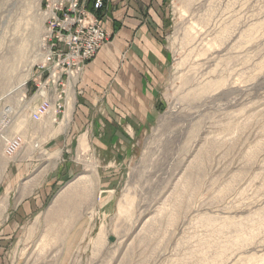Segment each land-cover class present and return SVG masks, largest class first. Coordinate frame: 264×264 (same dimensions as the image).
I'll return each mask as SVG.
<instances>
[{"label":"rangeland","instance_id":"rangeland-1","mask_svg":"<svg viewBox=\"0 0 264 264\" xmlns=\"http://www.w3.org/2000/svg\"><path fill=\"white\" fill-rule=\"evenodd\" d=\"M60 2L0 0V116L27 117ZM163 6L168 64L147 129L115 167L91 152L28 210L0 184V264H264V0Z\"/></svg>","mask_w":264,"mask_h":264},{"label":"crops","instance_id":"crops-1","mask_svg":"<svg viewBox=\"0 0 264 264\" xmlns=\"http://www.w3.org/2000/svg\"><path fill=\"white\" fill-rule=\"evenodd\" d=\"M83 2L92 9L93 0ZM163 2L103 0L97 13L109 38L96 56L64 86L27 92L28 108L34 110L46 100L48 108L38 120L30 112L26 118H16L19 146L10 154L0 149L4 200L22 201L24 210L31 202L38 205L74 170L87 168L91 152L103 161L108 156L107 167L119 164L133 138L153 118L167 69L168 53L160 32ZM73 150L80 153L79 161L71 157ZM48 169L53 171L42 172ZM14 185L18 187L12 192Z\"/></svg>","mask_w":264,"mask_h":264},{"label":"built area","instance_id":"built-area-1","mask_svg":"<svg viewBox=\"0 0 264 264\" xmlns=\"http://www.w3.org/2000/svg\"><path fill=\"white\" fill-rule=\"evenodd\" d=\"M102 6L103 0H93L91 10L83 0H67L64 4L60 2L49 7L50 13L46 18L49 26L43 37L42 61L33 69L30 77L33 94L64 86L96 56L109 38L97 13ZM47 108L46 100L34 110L29 108V112L33 119L38 120ZM8 109L4 108L0 116V140L3 151L10 154L19 146L20 137L7 136L6 129L14 120L12 111Z\"/></svg>","mask_w":264,"mask_h":264},{"label":"bare ground","instance_id":"bare-ground-1","mask_svg":"<svg viewBox=\"0 0 264 264\" xmlns=\"http://www.w3.org/2000/svg\"><path fill=\"white\" fill-rule=\"evenodd\" d=\"M80 144H82V143H81V140H80ZM81 146H82V145H81ZM83 191H84V190H83ZM66 193H67V192H66Z\"/></svg>","mask_w":264,"mask_h":264}]
</instances>
